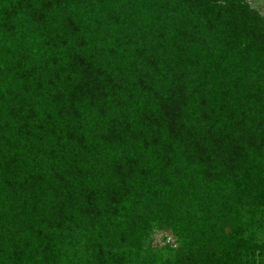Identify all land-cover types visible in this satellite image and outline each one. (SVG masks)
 <instances>
[{
    "label": "trees",
    "instance_id": "1",
    "mask_svg": "<svg viewBox=\"0 0 264 264\" xmlns=\"http://www.w3.org/2000/svg\"><path fill=\"white\" fill-rule=\"evenodd\" d=\"M0 264H264V14L0 0Z\"/></svg>",
    "mask_w": 264,
    "mask_h": 264
},
{
    "label": "rangeland",
    "instance_id": "2",
    "mask_svg": "<svg viewBox=\"0 0 264 264\" xmlns=\"http://www.w3.org/2000/svg\"><path fill=\"white\" fill-rule=\"evenodd\" d=\"M248 2L257 7L264 14V0H248Z\"/></svg>",
    "mask_w": 264,
    "mask_h": 264
}]
</instances>
